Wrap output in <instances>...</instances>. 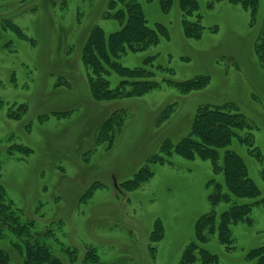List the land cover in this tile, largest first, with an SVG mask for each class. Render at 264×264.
<instances>
[{
	"label": "rangeland",
	"instance_id": "374dc122",
	"mask_svg": "<svg viewBox=\"0 0 264 264\" xmlns=\"http://www.w3.org/2000/svg\"><path fill=\"white\" fill-rule=\"evenodd\" d=\"M135 1L148 24L159 23L167 35L113 59L142 68L141 76L124 77L102 63L107 72L101 77L113 88L132 84L123 80H149L153 86L98 100L91 95L81 48L93 27L106 34L120 28L113 18L118 3L0 0V187L6 201L63 264H90L86 254L97 256L95 264H203L200 248L217 256L210 264H254L246 253L264 245L259 204L252 206L249 222L232 225L233 248L213 235L187 258L186 247L196 244L195 224L211 209L208 182L223 186V176L209 159H188L174 145L190 134L198 107L231 104L232 113H241L250 126L237 131L252 141L233 137L227 148L242 156L260 190L255 199L243 200L264 196V73L254 52L264 31V4L251 24L249 10L239 3L208 6L197 0L190 19H199V35L188 36L178 0L168 11L158 0ZM200 78V88H179ZM111 114L122 121L106 142L102 133L111 127L101 132V126ZM253 147L261 159L249 152ZM226 207L221 202L215 209ZM25 240L13 231L0 234L3 263L24 264Z\"/></svg>",
	"mask_w": 264,
	"mask_h": 264
},
{
	"label": "trees",
	"instance_id": "16d2710c",
	"mask_svg": "<svg viewBox=\"0 0 264 264\" xmlns=\"http://www.w3.org/2000/svg\"><path fill=\"white\" fill-rule=\"evenodd\" d=\"M158 1L163 11H168L173 3V0ZM212 1L220 0H207V5L210 6ZM229 1L239 3L242 7L249 10L251 24L255 23L254 19L257 17L259 7L262 3L264 4V0ZM111 2L114 4L118 3V7L113 12V18L118 20L120 28L106 34L102 29L93 27L81 48L82 59L87 68L90 69L88 83L91 95L98 100L119 99L129 94L138 95L151 88L153 82L149 80H138L136 82L123 80V83L132 84L129 87H126V85L123 87H111L109 81L101 77L103 73L107 72L102 63L124 77H139L144 74L142 68L129 69L121 66L113 59H117L120 54L126 51L137 52L144 50L151 45L157 44L159 36L167 35L166 29L159 23H155L154 27L148 24L143 9L137 1L111 0ZM178 2L184 15L181 21L184 33L188 36H198L200 30L199 19L196 18L195 21L190 19V16L199 9L198 1L178 0ZM262 20H264V11ZM259 33L260 36L256 39L254 45V52L264 73V31H259ZM147 59L150 61L152 57L146 58L145 62H147ZM203 82V78H200L199 80H188L184 83H178V85L181 90H189L202 87ZM233 109L234 106L231 104H206L198 107L191 121L190 134L174 145V149L176 148L182 156L188 159H192L194 156L209 159L212 163L213 171L215 173L221 172L223 176L224 188L220 182L213 179L208 182L213 187L208 196L211 209L202 214L195 224L196 244L190 245V243L186 247L184 252L187 258L193 257L194 251L199 248L198 242L204 243L213 235H216L218 241L225 245L226 249L233 248L232 225L243 221L249 222L254 204H259L264 208V196L254 201L243 200L245 198L255 199L260 195V190L249 176L247 165L242 156L236 151L227 148L233 137L242 143L251 144L252 141L250 134L241 135L237 131L239 129L244 130L250 126L241 113L237 111L232 113ZM15 117H20V114ZM121 121L122 119L119 115L111 114L109 116L101 126V132L104 126L107 125L106 128L111 127V130L107 129L104 136L102 133L104 141L107 142V139H112L113 125L120 126ZM108 131H112V134H109ZM12 150L13 146L7 148L5 153L10 154ZM250 151L255 152L254 155L258 157L257 159H261L255 147L250 149ZM24 154H28V151H24ZM221 202L227 203V207L217 212L215 207ZM158 225L160 226V224ZM8 231L24 234L26 237L22 247L25 253L24 264H63L59 258L51 255L38 234L30 235L26 225L14 214L10 203H7L0 187V234ZM157 231V236H159L160 230ZM200 249H202L200 251L204 258V260L202 259L203 264L217 261L215 254L209 253L206 249ZM246 255L248 259L254 258V264H264V245L251 248ZM85 258L90 261V264H95L98 260L95 254H86ZM3 260L4 258L0 255V264H8V262L3 263ZM82 264L88 263L84 261Z\"/></svg>",
	"mask_w": 264,
	"mask_h": 264
}]
</instances>
